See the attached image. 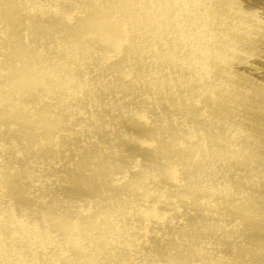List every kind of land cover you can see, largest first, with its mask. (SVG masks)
Returning a JSON list of instances; mask_svg holds the SVG:
<instances>
[{"label":"bare ground","instance_id":"6f19581e","mask_svg":"<svg viewBox=\"0 0 264 264\" xmlns=\"http://www.w3.org/2000/svg\"><path fill=\"white\" fill-rule=\"evenodd\" d=\"M0 264H264V2L0 0Z\"/></svg>","mask_w":264,"mask_h":264},{"label":"rangeland","instance_id":"374dc122","mask_svg":"<svg viewBox=\"0 0 264 264\" xmlns=\"http://www.w3.org/2000/svg\"><path fill=\"white\" fill-rule=\"evenodd\" d=\"M264 2V0H262Z\"/></svg>","mask_w":264,"mask_h":264}]
</instances>
